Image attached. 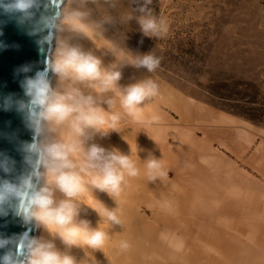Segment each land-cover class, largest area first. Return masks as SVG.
I'll use <instances>...</instances> for the list:
<instances>
[{
  "label": "rangeland",
  "instance_id": "obj_1",
  "mask_svg": "<svg viewBox=\"0 0 264 264\" xmlns=\"http://www.w3.org/2000/svg\"><path fill=\"white\" fill-rule=\"evenodd\" d=\"M143 6L144 0H74L72 11L85 13L101 43L125 42L129 60L149 53L160 58L154 72L139 67L138 83L158 85V95L141 105V120L159 117L139 126L157 147L163 140L171 146L172 204L178 213H193L182 220L190 234L214 246L219 228L234 224L242 245L218 243L221 259L209 252L210 263L264 264V250L243 244L256 217L264 218V0H152L147 9L169 28L160 38L141 31ZM162 155L159 149L156 157Z\"/></svg>",
  "mask_w": 264,
  "mask_h": 264
},
{
  "label": "clouds",
  "instance_id": "obj_2",
  "mask_svg": "<svg viewBox=\"0 0 264 264\" xmlns=\"http://www.w3.org/2000/svg\"><path fill=\"white\" fill-rule=\"evenodd\" d=\"M151 2L152 0H144V6L140 8L144 15L139 18V24L144 35L160 38L167 35L169 28L166 20L157 18L147 9ZM38 5L39 0H0V10L17 20L21 17L25 20L31 19L33 10ZM84 16L85 13L81 11H72L67 23L83 30L87 27L83 23ZM49 23L54 21H44L46 27ZM130 62L154 72L160 65V58L149 53L131 58ZM49 72H54L61 80L91 82V87L100 94L115 92L123 112H106L101 106L102 102L92 95L82 94L77 88H71L64 93L54 91L50 84ZM120 79V71L102 68L98 58L84 53L77 47L60 48L55 59L50 60L44 70L37 71L33 77L25 79L21 87L28 100L27 103H21V108H27L36 141L27 147L29 152L39 155L43 171L35 183L32 177L24 178L20 183L0 180V213L4 211L5 204L17 200L25 219H34L50 229L57 230L66 242L76 243V239L70 237L85 233L87 238L83 243L93 248L104 246L109 239L106 231L100 228L89 229L87 222L73 224L78 215L76 201L84 196L85 192H89V185L108 192L114 198L118 197L126 176H138L139 169L130 156L118 150L107 151L96 144L86 148L88 130L101 132L106 130L103 126L108 124V129L119 131L124 115L132 117L134 122L149 125L159 120L158 116H152L149 120H141L140 117L141 105L158 95L157 83L148 79L120 90L117 86ZM106 103L109 108H113L116 100L109 99ZM44 125H50L53 131L66 125L68 131L59 139H44L41 143ZM145 167L149 182L167 176L160 159L149 158ZM40 180L44 181L43 186H38ZM55 190L62 192L65 199L57 202L54 199ZM103 217L109 225L122 223L118 209L109 210L104 207ZM160 238L176 250L183 247L182 239L168 233H161ZM9 243L8 240L0 239V248ZM119 246L121 250H127L130 245L127 241H121ZM26 247L27 264H74L70 256H61L51 243L29 240ZM0 264H18V261L11 252H7L0 257Z\"/></svg>",
  "mask_w": 264,
  "mask_h": 264
},
{
  "label": "bare ground",
  "instance_id": "obj_3",
  "mask_svg": "<svg viewBox=\"0 0 264 264\" xmlns=\"http://www.w3.org/2000/svg\"><path fill=\"white\" fill-rule=\"evenodd\" d=\"M73 2L74 0H62L59 8L60 15L55 17L52 43L48 54L50 60L55 59L57 51L62 47H77L84 53L91 54L98 58L101 61L102 68L120 71L121 79L118 81L117 85L120 90L138 83L137 78L139 75V67L130 62L126 53H122V51H126L125 42L116 39L115 45L104 44L99 41L96 32L84 21L83 23L86 24L87 27L83 30L76 29L71 24L67 23V18L70 12H72ZM128 53L132 52L129 51ZM50 84L52 89L59 93L67 92L71 88H77L84 95H92L95 99L102 102L101 106L106 112H123L118 99H116L115 92L109 91L100 94L91 87V82L72 81L70 79L61 80L58 75L52 72ZM109 99L116 100L113 108H109L106 103ZM140 117L142 118L143 116L140 115ZM128 123L131 124L129 125ZM139 125H141V123L134 122L132 117L124 115L119 131L108 129V124L103 126L106 130L101 132H97L92 129L88 130L89 138L85 142L86 148L90 147L91 144H96L103 147L107 151L118 150L120 153L130 156L139 169L138 176H126L122 191L118 197L114 198L109 195L108 192L101 191L89 185V192H85L84 196H81L76 201L78 204V215L74 218L73 224L80 225L81 222H87L89 229L94 230L100 228L101 230L106 231L109 239L105 242L104 246L102 248H93L83 243L87 238L85 233H79L75 237H70L76 239L77 242L68 243L57 230L50 229L34 219L33 221L36 223V233L33 240L53 244L55 251H57L61 256H70L73 259L74 264H211L209 261L210 257L208 256L209 252H213L216 258H220L223 253L222 251V253L220 252L219 244L224 245V243H226L229 245V248L242 245L240 241L241 239L233 231L236 228H234V224L232 222V224H225L222 228H219V235H214L219 238H216V241L215 238H213L216 242V245L214 246L209 241L201 238L199 234H190V231L186 228L182 220L187 216V214L191 216L193 213H190L189 210H187L188 213H186V211L183 214L178 213L175 211L172 204L175 185L173 186V184H171L168 180V169H171V166H173L171 154L169 153L171 152V146L166 140H163L157 147L158 141H155L156 139L154 140L151 134L144 133L142 129H140L141 127ZM128 129L132 132H128ZM67 131L68 129L66 125L56 129L55 131L52 130L50 125H44L42 128L40 142L43 143L44 139H59L61 135L66 134ZM159 149H162V157L164 159L161 158L160 161L163 164L164 169L167 168L165 169L167 176L162 179H157L154 182H149L146 176L145 162L151 157L157 158L156 155ZM42 171L43 167L40 163L38 167L39 177ZM43 184L44 181L40 180L38 186H43ZM177 188L179 189V187ZM188 189H190V187ZM54 199L59 202L60 200L65 199V196L59 190H55ZM129 201L133 205L132 213L134 215H128L127 213V204H130L128 203ZM211 204L209 205L210 207ZM237 204L240 205L239 202ZM199 205L200 204H198V207ZM104 207L109 210L118 209V215H120L122 221L121 225L108 224L103 217ZM262 208H264V206H262ZM202 211L203 209H201L199 213H202ZM262 211H264V209H262ZM218 215H220V213ZM238 216L240 217V215ZM195 217L197 216L195 215ZM223 217L225 218V216ZM262 220H264V218L259 216L256 217L254 220V228L251 229V234L249 233V235L247 234L245 236L243 244L246 242L248 245H252L255 248L258 247L259 250H264V221ZM261 222L262 227L257 235L255 232L258 230L257 227ZM154 229L156 231L155 233L153 232ZM177 229L179 231H177ZM161 233H168L170 236L182 239L183 247L175 252L174 247H171L169 243L161 240ZM148 234L152 236L149 239H147L149 236ZM121 241H127L129 243L130 246L127 250L120 249L119 245ZM192 247H195L196 251L193 250L194 252H192ZM208 247H211L210 251L208 250ZM195 252L196 255H194ZM230 252L232 251L230 250ZM232 256L233 252L230 254L231 258ZM27 260L28 254L26 255L24 264H27ZM226 264L229 263L227 262Z\"/></svg>",
  "mask_w": 264,
  "mask_h": 264
},
{
  "label": "water",
  "instance_id": "obj_4",
  "mask_svg": "<svg viewBox=\"0 0 264 264\" xmlns=\"http://www.w3.org/2000/svg\"><path fill=\"white\" fill-rule=\"evenodd\" d=\"M61 2L39 0L29 20L22 17L17 20L0 10V180L20 183L32 177L35 183L40 178V157L27 147L36 141L27 108H21V103L28 100L21 85L26 78L44 70L50 61L54 23L46 27L44 21H55ZM35 233L36 223L25 219L19 201L5 204L0 213V239L10 243L0 248V257L11 252L18 264H24L27 243Z\"/></svg>",
  "mask_w": 264,
  "mask_h": 264
}]
</instances>
